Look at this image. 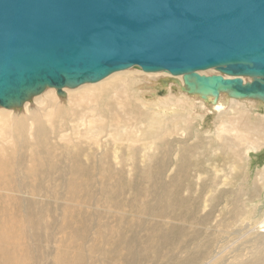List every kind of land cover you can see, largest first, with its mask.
Returning <instances> with one entry per match:
<instances>
[{
  "label": "rangeland",
  "instance_id": "374dc122",
  "mask_svg": "<svg viewBox=\"0 0 264 264\" xmlns=\"http://www.w3.org/2000/svg\"><path fill=\"white\" fill-rule=\"evenodd\" d=\"M215 73L214 70H210L209 73L204 72L209 75ZM163 75L168 77L163 80L161 88L159 82H152L155 87L154 95L152 94L148 98L147 106L152 107L153 111L156 110L152 114L165 115V118L161 122H155L144 117L142 124L134 130V133L140 135L142 131L148 129L149 124L153 123H166L167 127L162 131H167L172 115L182 113L183 117L190 120V128L184 124H178L177 128L179 126L180 128L176 129V132L173 130V133H166L165 138L168 147H172L171 150L183 151L185 147L186 151H189L192 161L199 160L203 165L205 164L202 168L206 172L202 170L201 174L198 170L191 171L193 177H197V174L200 175L198 184L193 187L194 194L192 195L194 199H197L196 202H199L198 206L194 202L181 203V206L174 207L173 215L167 217L162 216L163 207L154 201L158 196L157 193L163 186H166V181L156 175L152 176L150 173L155 170V162L159 161L166 149L169 150L166 143H162L158 147L155 143H150V145L135 144L134 153L139 156L148 153L155 158L153 162H144L141 157H138L136 172L134 174L133 171L130 175L129 171L130 168L133 170V165L128 162L118 167V160H114L112 156L114 153L128 154L130 152L124 143L118 145L113 143L109 146L102 140L86 141L71 151H84V154L89 153L96 158L104 147V149L110 150V159L98 162L97 166L110 173H115L122 168L126 176L123 179L117 178L100 183L98 189L91 188L89 190L91 201L87 200V195L82 199V194L68 197L64 193H61V196H55L51 203H48L46 197L37 198V203L33 200L35 196L25 195L22 199L19 198L18 204H22L26 211L23 218L27 219L29 214L33 218L38 217L39 225L27 228L25 233L27 238L23 239L17 247L20 260L11 259L8 264H55L66 250L67 243L70 242L72 245L82 244L84 255L82 264H150L151 262L147 259L161 253L166 243L173 239V234L176 237L175 232L169 230L172 226L175 227V231L176 228L183 231L182 235L177 236L182 243L181 249L179 253L175 251V259H178L180 264H241L242 261H251L258 250H263L264 243L261 247V244H258V240H256L260 237L259 234L249 232L264 222V104H259L258 101H242L240 106L236 105L232 108L237 110L236 113L232 111L225 114L228 120L221 117L226 121L223 122L221 118L218 121L217 112H209L212 110L211 104L207 103L210 108L204 109L206 103L183 91L182 76L172 78L173 76ZM177 84L181 88L180 93L175 87ZM64 91L66 92L65 89ZM55 92L58 95L57 91ZM171 94L184 100L185 104L182 106L184 109L178 106L171 110H159L158 108L161 107L159 99L164 95L169 97ZM184 96H188V100ZM195 104L197 106L193 111H190L191 106ZM201 104L202 106H200ZM244 107L248 109V112L242 110L245 109ZM30 108L33 109L32 111L37 109L33 104H30ZM14 110L17 109H12V111ZM237 112L238 116L251 120V127L247 129L250 130L249 134L246 133V129L240 128L241 125L236 124ZM190 114L192 117L189 116ZM221 122L223 123L221 124ZM222 125L226 130L223 127L221 129ZM254 125L258 127L257 131H252ZM238 128L239 131L245 132L242 134V140L237 139L239 133L232 131V129L237 130ZM177 139L185 140L186 145L175 143ZM195 145L199 147L197 153H190L191 148ZM56 151L58 154L65 153V149L60 146L56 147ZM200 157L202 158L200 159ZM94 164L88 163L85 155H82L81 161H79V165L82 167H87V165L93 167ZM47 180L50 181L49 184L55 183L51 179ZM132 180L137 182L134 192L127 190L124 193L119 192V186H127ZM147 180L152 182L149 183ZM59 183L60 181H56V184ZM199 184L205 185L207 190L202 193ZM104 186L108 188L107 193L101 189ZM151 187L155 188V191L148 192ZM46 194L51 195V193ZM184 194L188 193L183 192ZM6 200L5 195L0 196V217L8 205L11 207L6 209L7 213L12 215L21 213L18 206L17 210H12L11 208H15V204ZM151 210L154 212L153 215H157L160 220H153L154 217L150 214ZM176 214L186 216V218L178 220L174 216ZM12 220L17 224L16 220ZM10 223L11 221H9V225ZM171 223L175 224L170 225ZM180 224H184L186 227L181 228ZM147 247H150V250H147ZM37 249L41 251L37 252ZM11 250L15 249L11 248ZM259 257L260 255H258ZM169 258H173V254ZM5 261L7 263L6 257ZM61 261L68 264H81L74 254L73 247ZM0 264H4L1 255Z\"/></svg>",
  "mask_w": 264,
  "mask_h": 264
},
{
  "label": "water",
  "instance_id": "95a60500",
  "mask_svg": "<svg viewBox=\"0 0 264 264\" xmlns=\"http://www.w3.org/2000/svg\"><path fill=\"white\" fill-rule=\"evenodd\" d=\"M131 68L264 103V0H0V108Z\"/></svg>",
  "mask_w": 264,
  "mask_h": 264
},
{
  "label": "bare ground",
  "instance_id": "6f19581e",
  "mask_svg": "<svg viewBox=\"0 0 264 264\" xmlns=\"http://www.w3.org/2000/svg\"><path fill=\"white\" fill-rule=\"evenodd\" d=\"M209 71L205 73H209ZM162 73L171 76L166 72L147 73L136 68H131L113 73L98 83L83 85L73 90L64 88L66 92L63 90L65 93L63 97L56 95L55 88H48L43 94L34 97L19 110L12 111L0 108V196L5 195L7 202L15 204V208H11L12 210H17V206L21 210L20 214H9L6 212V209L11 206L8 205L0 217V255L2 256L4 264H8L11 259L20 260L18 258L19 252L17 251V247L23 239L27 238L25 234L27 228L30 226L37 227L39 225L38 217L33 218L29 214L27 219L23 218L26 215V211L23 209L22 204H18L20 201L19 198L22 199L25 195L35 196L33 200L37 203V198L46 197L48 203H51L55 196H61V193H64L68 197L82 194V199L87 195V200L91 201L89 195L91 188L98 189L100 183L109 182L117 178L123 179L126 176L122 168L118 169L115 173H110L106 169L97 166L98 162H104L110 159V150H106L103 147L95 158L92 154H84V151L72 152L71 150L73 148L79 147L83 142L92 140H102L109 146L113 143L116 145L124 143L126 149L130 152L128 154L114 153L112 156L114 160H118V167L123 166L124 163H131L133 170L130 168L129 174L132 175L133 171L134 174L136 172L138 157H141L144 162H153L155 158L148 153H144L141 156L134 153L135 144L145 143V145H150V143H155L158 147L160 144L166 143V133H173V130L176 132V129L178 130L180 128V126L177 128L178 124H184L187 128L191 127L190 120L183 117L184 115H181V113L171 116L170 126H168L167 131H162V129L167 127L166 123H153L149 124L148 129L142 131L140 135H135L134 130L142 124L144 117H148L155 122H161L165 118V115L152 114L156 110L153 111L152 107L147 106L149 102L148 98L152 94L154 95L155 87L152 82H159L161 88L163 86V80L165 77H168ZM245 81L247 80L245 79ZM175 87L179 89L177 91L180 93V86L177 84ZM184 97H187L185 99L188 100V96ZM199 99L206 103L201 98ZM242 101L256 102L257 100H236L226 94H221L218 102L210 105L212 106V110H209V112H217L219 121L221 117L226 118L225 114L228 112L235 111L232 108L236 105L240 106ZM159 102L161 107L158 109H165V111L167 109H175L178 106L183 108L182 106L185 104L183 99H179L174 94H171L169 97L164 95L159 99ZM258 103L261 104L263 102L258 101ZM30 104H33L37 109L32 111L33 109L30 108ZM195 106L197 105H192L190 111H193ZM203 108L209 109L210 107L206 103ZM244 108L242 110L248 112V109L246 107ZM244 115L246 116L245 113ZM189 116L192 117L191 114ZM224 121L226 120L223 119ZM250 121L243 116H238V119L235 120L236 124L241 125L240 128H243V130L246 129L247 134L250 131L247 129L251 127ZM220 127L222 129L223 125ZM223 129L225 128L223 127ZM257 130L258 127L254 125L252 131ZM232 131L239 133L237 139H241L243 137L242 134L245 133L241 132V130L239 131V128L237 130L232 129ZM192 136L194 137L193 134ZM185 142L183 139H177L175 141V143L180 145H186ZM167 143L166 145L168 147ZM169 144L172 145V143ZM59 146L65 149L64 154L57 153L56 147ZM171 148L168 147L169 150H165V153H163L159 161L155 162V170L150 173L152 176L156 175L158 178L166 181V186L161 188V191L157 193L158 196L154 201L163 207L162 216L167 217L173 215L174 207L181 206V203L194 202L198 206L199 202H196L197 199H194L192 195L194 194L193 187L198 184L200 175L197 174V177H193L191 171L198 170L201 173L203 170L202 167L205 165L199 160L192 161V157L190 158L189 151L187 152L185 147L183 151L178 152L171 150ZM197 148L199 149L198 145L192 147L190 153H197ZM159 150H161V147H159ZM82 155H85L88 163H95L93 167L89 165L82 167L79 165ZM203 172H206L205 169ZM47 179H51L55 183L49 184L50 181ZM56 181H60V183L56 184ZM147 181L149 183L152 182ZM132 182L133 180L127 186H119V192L124 193L126 190L134 192L136 189L135 183L137 182ZM198 186L201 187L202 193L207 190L205 185L201 186L199 184ZM101 189L106 193L108 192V188L105 186ZM154 189L151 187L148 192H153L155 191ZM183 192L188 194L183 195ZM46 193H51V195H47ZM27 203L30 204V202ZM150 214L153 215L154 212L151 210ZM174 216L178 220L186 218V216L183 217V215L179 214ZM153 217V220H160L157 215H153ZM12 219L16 220L17 224ZM9 221H11L10 225ZM174 224L171 223L170 225ZM180 227L183 228L186 226L180 224ZM174 229L175 227L172 226L169 230H173L172 232H175L176 237L173 234V239L169 240L166 245L164 244L165 248L161 253L156 254L151 259L150 257L147 259L151 262L150 264H180V261L175 259V257L176 252L179 253L182 246L177 236L182 235L183 231L178 228H176V231ZM260 232H262V235ZM249 233L259 234L260 237L257 239L255 237V239L258 240V244H261L262 247L264 243L262 242V239H264V222L259 227L251 229ZM169 234L171 233L169 232ZM81 245H72L71 242L67 243L66 250L55 264H68L63 263L61 259L67 256L68 251L72 247L74 248V254L78 261L82 264L84 255ZM11 248L15 250H11ZM262 249L255 253V257L251 261H242L241 264H264V248ZM147 250H150V247H147ZM40 251L37 249V252ZM171 254H173V258H169ZM258 255H260L259 258ZM135 259L137 258L135 257Z\"/></svg>",
  "mask_w": 264,
  "mask_h": 264
}]
</instances>
